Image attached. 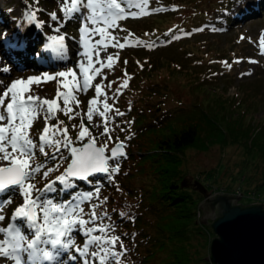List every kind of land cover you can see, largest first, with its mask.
I'll return each mask as SVG.
<instances>
[{
	"label": "rangeland",
	"instance_id": "rangeland-1",
	"mask_svg": "<svg viewBox=\"0 0 264 264\" xmlns=\"http://www.w3.org/2000/svg\"><path fill=\"white\" fill-rule=\"evenodd\" d=\"M5 1L7 0H3L4 3ZM17 1L12 0L11 6H15ZM33 1L28 4V12L30 17L35 12V19L32 21H36V16L42 14L41 19L48 29L46 36L36 32L34 38L24 42L21 39L16 40L17 35L11 33V41L20 44L15 47L11 42L5 44L2 42L3 35H9L11 28L5 24L4 15H0V85L8 86L13 80L21 78H41L29 87L30 94L56 100L52 105L55 118L47 120L49 131L46 135L50 141L64 140V136L56 130L58 126L59 129H67L72 147L83 146L89 140L87 134L82 141L77 139L83 130V123V128L96 137L97 147L107 145L106 155L115 144L121 142L127 148L137 150V142L145 137L144 130L137 132L138 127L148 119H161L162 133L169 129L164 126L183 121L190 113L202 110L216 112L219 107L220 115L228 117L224 119L227 124L233 125L238 120L244 128L249 127L252 132L260 124H264V44L261 43L264 35V13L245 22L236 30L226 31L225 27L220 29L215 19H222L227 13L219 10L223 0H117L125 9L123 18L116 19L114 24L111 21L88 24L90 29L99 28L105 32L104 42L107 47H97L96 41L102 39L101 35L89 38L80 31L81 20L78 17L67 20L60 11L63 0H39L38 3ZM21 5L20 8H25L24 3ZM53 11L61 21L66 22L53 21L48 15ZM132 12L138 15H130ZM17 14H20L18 9ZM57 27L59 31L56 30ZM19 33L22 35L23 31L20 29ZM57 35L65 36L64 42L68 47L78 43L82 46L78 52H88L89 55L78 57V52L68 53L67 48L66 54L53 51L50 38ZM36 44L41 47L39 52L34 50ZM118 44L124 46H117ZM22 50L30 52L29 58L20 60ZM108 56H112V60ZM78 60L84 62L83 68L77 64ZM5 68L11 71H3ZM69 69L74 72L68 73ZM60 72L68 75L58 76ZM85 78L89 83L87 91H74ZM109 82L111 87L107 86ZM125 82L126 86L121 87ZM96 85L100 86L99 94L95 90ZM117 88H120L119 92L116 91ZM4 90L0 87V95H3ZM58 90L61 93L60 98H57ZM9 99L4 101L5 105ZM90 100L95 103L89 105ZM105 104L108 108H105ZM90 107L91 120L88 118ZM117 110L123 115H117ZM138 110L151 113L149 116H138ZM61 121L63 123H59ZM0 123L6 125L8 122L5 120ZM28 123L31 125L30 134L33 138L43 133V114L35 120L30 118ZM105 126L109 132L101 135ZM130 137L131 140L128 139ZM243 139L247 140L248 136ZM243 141L222 150L218 146L211 147L207 152L189 149L184 162L188 175L184 178L189 175L196 178L201 167H217L222 183H214L211 179L210 184L225 186L231 183V192L234 193L242 182L231 179L246 173L248 168L251 170L250 164L248 168L241 169L246 164L245 159L248 158L250 163L259 159L256 151L248 156L246 142ZM230 144L234 145L232 142ZM52 149L55 147L49 144L44 150L50 153ZM8 151H12L10 146ZM68 152V149L61 147L64 159L59 156L53 159L51 155L47 159L37 152L33 166L43 163L44 167L32 176L30 183L36 189H43L61 174L68 161L71 163ZM127 162L128 160L121 162L120 171L111 178L114 186H108L107 191L104 187H98L90 196H80L82 199L73 203L79 205L82 212L78 210L77 215L71 218L88 223L77 225L80 232L73 233L72 249L64 258L78 255L75 250L83 249L88 239L83 234L85 229L95 228L97 230L91 233L93 236L120 237L115 251L121 250V242L127 249L121 257V264H212L207 259L211 242L204 234L189 230L173 233L174 226L179 221L174 217L172 207L165 204L167 200L160 197L162 190L145 181L146 161L133 160L130 166H126ZM49 168L53 171L45 177L43 173ZM257 174L258 177L262 175L261 172ZM244 177L247 180V175ZM201 179L205 183L208 181L207 178ZM223 189L225 188H215L212 194H226L228 190ZM245 193L246 191H242L240 203H261L252 198L253 196H244ZM8 196H12L13 200L0 210V214L6 217L0 221V228L9 225L8 218L23 203V199L11 191L0 194V199H7ZM93 206L97 214L94 222L90 219ZM36 212L42 223V214L38 208ZM103 213H107V216ZM201 216L202 212L199 219ZM101 227L105 231H99ZM24 231L27 233L28 230L25 228ZM2 233L0 232V238L3 237ZM96 250L94 245L89 246V252ZM88 259L92 260L91 257ZM0 264L15 262L0 257ZM74 264H83V258L79 257ZM96 264H99L98 260Z\"/></svg>",
	"mask_w": 264,
	"mask_h": 264
},
{
	"label": "snow or ice",
	"instance_id": "snow-or-ice-1",
	"mask_svg": "<svg viewBox=\"0 0 264 264\" xmlns=\"http://www.w3.org/2000/svg\"><path fill=\"white\" fill-rule=\"evenodd\" d=\"M35 2L38 3L39 0H35ZM60 11L64 13L67 20L78 17L81 20L80 31L89 38L97 34L101 35L102 39L96 41V46L107 47L104 42V30L99 28L90 29L88 24L96 25L109 21L114 24L116 19L123 18L125 9L121 7L117 0H63ZM129 14L132 16L138 15L136 12ZM48 15L58 23L66 22L61 21L55 11ZM30 18L35 19V12L31 14ZM56 30L59 31V27ZM50 39L53 51L66 54L64 35L52 36ZM261 43L264 44V35H262ZM117 46L123 47L124 45L118 44ZM85 47H87V44H85ZM88 55V52L77 53L78 57ZM108 59L112 60V56H108ZM77 64L83 68L84 62L78 60ZM3 71H11V69L5 68ZM73 72V69L68 70V73ZM68 73L60 72L57 75L63 77ZM48 78L51 79L52 77ZM40 79V77L34 76L29 77L27 80L22 78L13 80L8 86L0 85L5 89L3 95H0V109H3L0 111V122L5 120L8 122L6 125L0 123V162H7L6 164H0V194L11 191L23 199V203L17 206L13 215L8 218L9 225L0 228V232L5 233L6 237L0 241V257L12 259L15 264H74L79 257L83 258V264H96L97 260L99 264H121V257L127 249L121 242V250L119 252L115 251L116 243L120 240V237L93 236L91 233L97 230L95 228L85 229L83 234L88 239H86L83 249L77 248L75 250L78 255L69 256L65 259V255L72 249L74 243L73 233L80 232V227L77 225H86L88 221L71 218L77 215L78 210L82 212L79 205L67 201H52L48 198V193L56 190L55 184L57 181H60L63 185H69L71 178L89 180L92 175L97 173H104L111 179L120 171V159L127 156V153L123 151L125 145L123 142L117 144L111 150L110 155L106 156L107 145L97 147L95 144L96 137L91 136V133L83 128V123H81L83 130L79 133L77 139L82 141L87 134L89 140L82 147H72V141L67 136V129H59L58 126L56 130L64 136V140L50 141L46 135L49 131L47 120L55 118L52 105L56 103V100H48L30 94L29 85L40 81ZM107 86L111 87V82ZM124 86H126V82L121 85V87ZM88 88L89 83L85 78L83 83L76 87L74 91H87ZM95 90L99 94L100 86L96 85ZM116 91L119 92L120 88H117ZM60 96L61 93L58 90L57 98H60ZM6 99H9V102L5 105L4 101ZM93 103H95L94 100L89 101V105ZM105 108H108L107 104H105ZM91 113L92 109L90 107L89 120L92 119ZM41 114L44 116L45 128L39 137L33 138L30 134L31 125L28 121L30 118L35 120ZM116 114L123 115L118 110ZM108 132L109 129L105 126L101 135H107ZM109 139H111L110 136ZM49 144L55 147V152L49 153L44 150ZM9 146L12 149L11 152L8 151ZM61 147L68 149L71 163L56 178V181H50L43 189H36L35 185L30 183V180L36 172L44 167L43 163H36L33 166L32 162L36 153L39 152L45 157L51 155L53 159H56L57 156L64 159L65 157L61 155ZM109 161H112V167H109ZM51 171L53 169H47L43 173L44 176L46 177ZM33 192H35L34 196ZM105 199L107 198L105 197ZM12 200V196H8L7 199H0V210L3 209L5 204L12 203ZM37 208L42 214V223L38 218ZM94 209L95 206H93L90 213V219L93 222L97 219ZM103 215L107 216V213H103ZM5 218L4 215L0 214V221ZM25 228L28 230L27 233L24 231ZM99 231H105V228L101 227ZM29 236L32 238L29 239ZM92 245L97 250L89 252V246ZM88 257H91L92 260L89 261Z\"/></svg>",
	"mask_w": 264,
	"mask_h": 264
},
{
	"label": "trees",
	"instance_id": "trees-1",
	"mask_svg": "<svg viewBox=\"0 0 264 264\" xmlns=\"http://www.w3.org/2000/svg\"><path fill=\"white\" fill-rule=\"evenodd\" d=\"M22 2L25 4V8H20L21 4H23ZM33 2V0H18L15 6H11L12 0H7L5 3L0 0V15H4L5 24H8L11 28L9 35H6L3 29L1 30L4 33L3 38L9 39L11 33L18 34L20 29L27 40L34 38L36 32L46 36L47 26L44 22L41 23L42 14L36 16V21L30 19L28 12L30 7L28 4ZM221 3L219 10L227 12L224 18H215L221 30L223 29L222 27H225L226 31L236 30L245 22L260 17V13L264 12V0H223ZM17 9L20 13L19 15L17 14ZM214 15L216 17V12ZM45 47L47 46L45 45ZM40 49L41 47L36 44L34 50L39 52ZM20 55L22 56L20 60H25V57L29 58L30 52L22 50ZM220 111L221 107L216 112L202 110L201 112L190 113L183 121H177L174 124L169 123L168 126H164L165 128L169 127V129L162 133L163 123L161 119H148V121L141 123L138 127L137 132L144 130L145 137L137 142V150L125 146L127 156L120 159V163L128 160L126 166H130L133 160L144 159L146 161L145 181L149 185L162 190L160 197L167 200L165 204L172 207L173 215L179 221L174 226V234L189 230L192 233L204 234L210 242L215 237V233L211 227L199 221V206L204 196L193 185L182 186V181L188 173L185 171L184 162H186L189 149L207 152L211 147L218 146L222 150L227 146L237 145L247 135L248 139L243 141L246 142L247 154L249 156L256 151L259 159L250 163V160L246 158L244 161L246 164L241 169L248 168L250 164L251 170L249 171L248 168L246 173L232 178L231 181L239 179L242 182L239 187L245 191H264V124H260L252 132L249 127L244 128L245 126L243 127L242 122L238 120L234 121L233 125L227 124L224 119L228 117H222L219 113ZM149 113H144L142 110L136 112L138 116H145ZM153 115L155 114L153 113ZM149 134L151 135L148 136ZM251 136L252 139L248 142ZM128 139L131 140L132 138ZM231 142L234 145L230 144ZM54 151L55 149H52L50 153ZM68 155L70 156L69 152ZM68 165L69 161L64 165L61 174ZM112 166V161H109V167ZM259 172L262 174L260 177L257 174ZM199 173L196 178H200L208 190L215 188L233 190L231 183L225 186L210 184L209 180L211 179H213L214 183H222V180L219 179L220 176H218L217 167L211 169H203L201 167ZM246 175L247 180L244 177ZM202 177L207 178V183L201 179ZM56 178L52 181H56ZM114 185L104 173L94 174L89 180L71 178L69 185H63L60 181H57L55 184L56 190L50 191L48 198L55 202L67 201L76 203L83 197L90 196L98 187H104L103 189L107 191L108 186Z\"/></svg>",
	"mask_w": 264,
	"mask_h": 264
},
{
	"label": "water",
	"instance_id": "water-1",
	"mask_svg": "<svg viewBox=\"0 0 264 264\" xmlns=\"http://www.w3.org/2000/svg\"><path fill=\"white\" fill-rule=\"evenodd\" d=\"M190 185L204 196L200 222L215 233L207 259L212 264H264V204L244 205L241 196L213 195V190L192 175L182 181V186Z\"/></svg>",
	"mask_w": 264,
	"mask_h": 264
},
{
	"label": "bare ground",
	"instance_id": "bare-ground-1",
	"mask_svg": "<svg viewBox=\"0 0 264 264\" xmlns=\"http://www.w3.org/2000/svg\"><path fill=\"white\" fill-rule=\"evenodd\" d=\"M15 35H17V37H16V40H18V39H21V40H24V42L27 40V38L22 34L21 35V33H18V34H15ZM11 39L12 38H9V39H7V38H2V42L3 43H5V44H7V43H10L11 42V45H14L13 47H15V46H18L19 44H15V42H13V41H11ZM64 44H65V48H67V52L68 53H70V52H73L74 53V51L75 52H78L79 50H80V48H82V46L81 45H79L78 43L77 44H75V46H72V47H68V45L64 42ZM7 162H5V164H6ZM0 164H2L1 162H0ZM3 234V233H2ZM6 237H5V233L3 234V237L2 238H0V241H2V240H4Z\"/></svg>",
	"mask_w": 264,
	"mask_h": 264
},
{
	"label": "built area",
	"instance_id": "built-area-1",
	"mask_svg": "<svg viewBox=\"0 0 264 264\" xmlns=\"http://www.w3.org/2000/svg\"><path fill=\"white\" fill-rule=\"evenodd\" d=\"M220 190H222V189H220ZM223 190L227 191L225 189H223ZM242 191H245V190H242L239 187L234 193H232L231 191H227L226 193L236 194V195L242 196ZM245 194H244V196H249V197L253 196L252 198H254L257 202L264 203V191L261 192V191H256V190H247Z\"/></svg>",
	"mask_w": 264,
	"mask_h": 264
}]
</instances>
